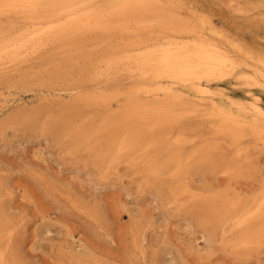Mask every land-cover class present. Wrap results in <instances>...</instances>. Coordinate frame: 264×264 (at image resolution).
<instances>
[{
  "label": "rangeland",
  "instance_id": "obj_1",
  "mask_svg": "<svg viewBox=\"0 0 264 264\" xmlns=\"http://www.w3.org/2000/svg\"><path fill=\"white\" fill-rule=\"evenodd\" d=\"M170 1L171 0H168V2ZM181 1L182 0L174 1L177 4L176 13H181L183 15V13L188 14L189 12L191 14L190 16H188L189 14L183 16L189 18L193 16L194 20L197 19L198 22H201V26L203 27L202 30L205 29L208 31L207 34L204 33L206 32L205 30L204 32L201 30L205 38L216 43L219 47L224 46L223 48L228 50L234 62V65L226 71L224 77L220 78L219 81H214L215 83H210V86L206 85V92H198L189 88L181 89V93L189 99L190 102V109L186 111V113L182 112L184 113L183 117L186 115V120L181 117L182 121L184 120V122H182L183 124L180 123V118V121H175V124L173 123L170 125L171 127L168 125L169 128L163 126L152 131L148 126H145V123L128 125L117 122L115 126L113 125L109 130H102L104 127V115L110 116L112 112L114 113L113 115L119 111L121 112L124 97L115 98L114 101L118 103L114 104L113 101L112 104L108 106L107 104L96 105L94 103L90 105V102L84 100V96L86 95L83 94L96 95V93H108L109 90V93L114 95H122L125 92L129 93L135 82L132 80L131 71L127 66H121V71L118 68L113 71L114 74L106 73L100 76L97 80L99 84L98 89L93 87L92 90L91 87V89L86 90L87 92L84 89L83 93V88L73 90L74 92L77 90L74 94L76 97L81 95L79 99H75L73 91L72 94L71 92H69V94L74 98L68 95V91H66V94L64 92H59L58 89H61L60 86L54 85L51 87L52 85L49 84V78L47 79L49 72L46 71H42L44 73L42 76L45 75L46 79L41 77V81L37 80V82L43 81L42 84L39 83V85H36L37 90L34 88L35 85H33L37 83H33L36 80L30 81L32 83L30 84L29 82V85L27 84L29 80L27 81L25 85L30 89L32 88L34 90L32 91L31 89L32 92L29 91V89H24L25 85H21L24 81H18L17 78L21 76H16L13 78L14 80H6L0 83V90H4H1L0 97L5 93V95L2 96L4 100L2 97L0 98V106L2 107L3 105L1 104H4L6 102L5 100L8 99L5 103L7 107L5 106L2 108V112L0 107V250L4 248L3 252H7L4 253L5 255L0 254V264H4V261L6 264H9L8 260H10V264H15L12 263V261L16 262V264H145L147 263V259L149 262L148 264H154V262H156L155 264H159V262H161L160 264H173L175 262V264H264V242L249 249H239V247L233 245L234 240L244 231L246 225L243 224V221L247 219V217H249V222L252 221L253 225H264V215H255L258 210L260 198H264V116L258 114L255 109V105H258L264 110V0ZM178 2L181 3L179 4ZM257 2L261 3L259 4ZM182 3H186V7ZM180 8L184 10L180 11ZM191 8L194 9V11ZM195 11L201 12L203 17L207 15L208 18H206L207 16L203 18L202 15H199V13ZM198 16L203 18V20L205 18L207 20L203 22L200 17V19L197 18ZM220 16L223 17L221 18ZM231 17L236 18V20ZM2 19L5 20L7 18ZM8 19L14 20L13 16L12 18L8 17ZM212 19H214L213 22ZM250 19L253 21L252 23H248ZM3 20L0 22L3 23V25L1 24L0 26L9 24V20ZM247 24H249L248 26L250 28L247 27ZM25 25L26 23L24 22H17L15 26H17L16 28H21ZM237 26L238 29H236ZM214 27L220 28L215 29V32ZM243 27H245L247 31H245ZM16 28L13 31H16ZM249 29H251L253 33L248 31ZM210 30L213 32V35L210 34ZM244 32L245 34H243ZM225 33H228V35ZM215 35L220 36L213 37ZM59 60L57 64L60 66V64L63 65L64 63L65 66V61L61 58H59ZM260 65L263 66L261 67ZM55 69H51L50 72L55 71ZM74 69V77L77 79L79 69L77 67H74ZM236 69H238V71ZM118 70L120 72H118ZM76 71L78 72L77 74ZM37 72L39 73L40 71ZM117 72L119 74H117ZM19 80L24 79L19 78ZM11 81L12 84L13 82H15V84L18 82L20 84L19 88L22 87L24 90L22 91V88L15 89L19 84L15 85V88L11 89V91L8 90V88L12 87L10 86ZM45 83L49 86L47 89L45 88L46 86L44 87V85H46ZM4 85L8 86L7 90H5L6 86ZM37 86L40 88H37ZM38 89L41 91H38ZM48 89L51 92H49ZM79 89H81V91ZM54 90H57V93ZM33 92L35 93L32 94ZM41 92H44V94ZM6 95H8L9 98ZM64 97L65 100H63ZM195 97H197V99ZM234 97L237 98V100ZM71 98L75 100L78 99V101L71 100ZM190 98L193 99L191 100ZM201 98L203 99L200 100ZM240 100L242 101L240 102ZM74 102L77 104H74ZM79 102L85 104H80ZM67 103L68 105L70 103V105H65ZM215 104L233 109L236 113L242 114L247 121L257 120V127L260 128L262 133L253 135L249 132L242 140L237 139L239 143L237 142L235 144L237 140L233 142L235 139H232L233 137L229 133L228 127L230 125L232 126V122H224L214 115L215 111L213 107ZM111 105L113 108L117 106V112L115 108H109ZM194 105L198 106L195 107ZM64 106L66 108H64ZM112 109L113 111H111ZM205 109L208 110L206 111ZM117 115L119 116V113ZM87 117L91 119L98 117L96 118V120L98 119V124L97 122L93 123L94 121L91 120V124H94L95 127L98 125L97 128L94 127L97 130H94L91 125L90 129L92 130L90 131L92 132L87 133L85 131V135H92V137L82 139L83 143L81 142L82 137L78 138L79 142L76 141L77 138L74 141L68 136L69 134L67 132V138L65 136L60 137L62 134L65 135V132H61L59 126L67 125V123L71 125L70 123H73L72 126H74V128H79L85 123L84 121L81 125L80 121L83 122L82 119L85 120ZM191 117L193 119H190ZM99 119H101V121ZM189 119L190 121H188ZM178 124H181V126ZM126 126L130 129L132 128L131 131L126 128ZM217 126L221 127L222 132ZM222 126L224 128H222ZM134 130H137L139 134L142 133V138L136 141V150L134 149L132 152L121 147L122 143L120 138L126 136L128 133L131 135L136 132ZM97 131L100 133L98 134L99 137L104 135L103 137L105 138L97 137ZM113 134L116 135L114 136ZM139 134H137V136ZM227 134L230 135H228L230 137L229 139L228 137L226 138ZM50 135L53 136L51 137ZM166 135L168 137H166ZM219 136L222 140L224 139V142H221V139L218 140L220 138ZM260 137L261 139H259ZM93 138H96L95 141H93ZM245 138L247 139L245 140ZM169 139L171 141H177L174 143ZM230 139H232V144ZM96 140H98V142ZM228 140H230L229 146L231 147L227 145ZM91 141L93 142L91 143ZM101 141L102 143L105 141V144L103 145L100 143ZM178 141L180 142L178 143ZM245 141H247V143L253 142L250 149V143L248 145ZM143 142L145 143L143 144ZM181 143H185L183 144L182 150ZM190 143H193V145ZM195 143H197V145H195ZM257 143L258 145H256ZM96 144L98 147L95 148L94 146ZM176 144L178 146L180 145V148ZM207 144H209V146H207ZM245 144L246 146H244ZM172 145L175 146L172 148ZM161 146H163V148ZM104 147H108V149L104 151ZM168 147H170V150H175V147H178L180 150L178 149L177 151L176 148L177 153L174 154V152H172L174 154L172 155ZM198 147L201 148V150ZM207 147L209 149L211 148V150H208ZM232 147L237 148L233 149ZM85 148L90 151L84 150ZM97 148H99V151L96 150ZM145 148L147 149L145 150ZM91 149L96 150L98 154L101 152V154L105 155L106 152L107 160L106 157H102L103 160L101 161L100 159L102 158H98L99 155L95 154V151L93 152ZM152 150L159 153L155 154ZM219 150L222 151L220 152ZM141 151L146 155H141ZM151 151L153 153L148 154V152ZM162 151L163 153L160 154ZM213 151L218 152L212 153ZM245 151L246 153H244ZM204 154L206 156H204ZM128 155L129 157L125 158V156ZM147 155L151 156L148 157ZM173 156H177V160H180V162H182L181 165L188 170L185 169L186 175L183 172L179 179L175 177L177 165H175V169H173V163H170L172 159L169 161ZM168 157L169 159H167ZM123 158L126 160L124 161ZM137 158L140 161L137 160ZM154 158L156 160H153ZM199 158L202 160L204 159V163L203 161L200 162L203 165L200 163L196 165V162L201 160ZM104 160L105 163L103 162ZM158 160L161 162H169L170 169L168 170L169 167L166 165L167 163H159ZM190 160L193 161L194 165ZM215 161L217 162L216 165L214 164ZM219 161H224L222 162V166H220L221 164L219 165ZM133 162L136 164H133ZM99 164L101 166L105 164L106 167L103 166L105 169L100 166L101 168L99 167L100 170L98 171ZM157 164L158 166L161 164V166L158 167ZM190 164L194 167L191 166L192 168H189ZM132 165L137 166L130 167ZM201 165L202 167H200ZM230 165H232L233 168ZM216 166L220 167L215 170ZM159 168H162L164 171L166 170V173L162 169L159 170ZM206 168H208V170ZM101 169L103 171L101 172L102 174H100ZM113 169L116 170L114 171ZM201 169L203 171H201ZM209 169H211V171ZM161 170L162 172H160ZM226 170L229 173L228 175L226 174ZM95 173L96 176H94ZM157 173L159 174L158 176L155 175ZM230 173H232V176ZM188 175H191V181ZM156 176L161 178L158 179ZM168 176L174 177L169 179L170 177ZM177 179L185 183L183 184L180 181L182 185H188L186 191L182 190L179 186L180 183L176 185L178 182L176 181ZM186 186L184 189H186ZM210 186H212V188H210ZM195 188L197 190L199 189L198 193H196L197 191H195ZM217 188L221 190V192L219 191V195L216 193L214 194V192L218 191ZM192 189H195L194 195L196 198H193ZM226 189H230L228 195ZM179 191L181 192L180 196L183 195L180 199L177 195ZM182 191L185 194L189 193L192 197L189 195L187 196L191 199L184 196L185 194H182ZM199 191L200 193H204L205 191V193L200 194L201 197H197ZM190 192H192V194ZM232 192L233 195H231ZM174 193H176V195ZM203 195L204 197H202ZM205 195L210 197L214 196V198L215 195H217L219 197V202L221 198L222 200L224 198L227 204H224L225 206L222 205V203L218 204L215 202L216 200L214 201V199L212 200L211 198L210 200H212V203L208 205L206 202L207 200L205 201L207 204L204 201H200L201 198H205ZM3 197L4 199H2ZM185 197L187 199H185ZM203 203H205V206ZM244 203L245 205H243ZM251 203L253 205H251ZM215 204L218 205L216 209L222 212L220 215H216L218 211L215 209ZM256 204H258L257 208H252V206L255 207ZM77 205L79 208H77ZM81 205L84 207H81ZM221 205L222 208H220ZM203 206L204 208L207 206L213 216L211 212H209L210 216L209 214L207 215L208 208L206 207L207 209H204ZM85 207L88 209L92 207L93 213L92 211H88V213V209ZM80 208L82 212L79 210ZM241 209H244V211L241 212ZM252 209L255 210L254 213H252ZM83 210L85 212H83ZM250 210L251 212H249ZM248 212L249 215H252L249 216L247 214ZM237 214H240V217ZM252 216L254 217L252 218ZM212 218L214 219V223L215 220L216 222L219 220L218 225L220 226L217 225L218 229L214 231L216 232L217 230L219 235L217 238L214 237L217 233H211V231L214 230L213 227H215L214 223L211 222L213 221ZM209 222L210 226H208ZM210 228H213V230ZM11 229H13L14 233L13 231L11 232ZM207 232L214 238L212 236L209 238ZM210 239H212L213 242H211L212 240ZM209 243H211V245ZM4 244L5 247H2ZM215 244H217L216 247ZM208 246L209 248H207ZM212 246L213 252L209 254L208 252L212 251ZM215 249L219 250L216 251ZM166 251L168 252L166 253ZM202 251H206L208 254H204ZM137 253L140 257L136 259L135 256ZM145 254L146 258H144ZM164 254L170 257L167 255L164 256ZM170 254H172V256ZM203 254L205 256H203ZM175 255L179 259H176ZM201 255L202 257H200ZM200 258H203L204 261H202L203 259L200 260ZM178 260H180L181 263L178 262ZM137 261L140 262L137 263Z\"/></svg>",
  "mask_w": 264,
  "mask_h": 264
},
{
  "label": "bare ground",
  "instance_id": "obj_2",
  "mask_svg": "<svg viewBox=\"0 0 264 264\" xmlns=\"http://www.w3.org/2000/svg\"><path fill=\"white\" fill-rule=\"evenodd\" d=\"M174 1L171 0L170 2H168V0H165V2H164V0L163 1L162 0H0V22L3 20L2 18H7L3 21L9 20L8 25L6 24L4 26H0V83L2 81L11 80L16 76L17 77L21 76V77L17 78L18 81H24L25 82V83L23 82L24 84L21 83V85L24 86L28 80L29 81L27 84L29 85L30 81L36 80L35 82H33V83H36L37 80L41 81V77L45 78L46 77L45 75L42 76L44 74L42 71H46V72H49L47 79L49 78L48 80H49V84L52 85L51 87H53L54 85L60 86L61 89L60 88L58 89L59 92H64L66 94V91H68V95L70 97H73V96H71L73 90L78 89V88H83L82 89V93H83L84 89L86 91V90L91 89V87H92V90H93V87L95 89H98L99 84L97 83L98 82L97 80L99 79L100 76H103L106 73L114 74L113 71L117 70L118 68L119 69L122 68L121 66H127V68L131 71L130 72L131 76H132L131 78L135 82L133 88L132 89L130 88L131 89L130 92L129 93L127 92L128 94L125 92L126 95H125V93L122 95H119V94L114 95V94L109 93L110 90L109 91L107 90L108 93H99V91H98L99 94L96 93V95L95 94H92V95L83 94V95H86V96H84L85 98L83 97L84 100L86 102H90V105L92 103H94L96 105L97 104H100V105L101 104H103V105L107 104V106H108V105L112 104V102L115 100V98L118 99L119 97H124V101L122 104L123 108L121 107V109H122V110L120 109L121 112L118 110L119 116L117 115L118 113H115V115H113L114 114L113 112L111 113L112 116L111 115L110 116L104 115V117L102 116L104 119L103 120L104 127L102 128V130L103 129L106 131L109 130L113 125L115 126V124L117 122H120L122 124H128V125H137V124H142V123L144 124L145 123L146 124L145 126H148L152 131L154 129L157 130L158 127H163V126L168 127V125H169V127H171L170 125H172L175 121L177 122V120L180 121L179 119L181 117H183L184 113H186V111H188L190 109L189 99H187L181 93V91L183 90L182 88H189V89L196 90L198 92H206L205 91V89H207L206 85L210 86V83H212V82L215 83L214 81H217V80L219 81L220 78H222L226 75V71L234 65L233 58L230 56L228 50L223 48L224 46L219 47V45H217L216 43H214L210 40H207L205 38V35L201 32V30L203 28L201 26V22H198L197 19L194 20L193 16H192V18L191 17L190 18L184 17V16H187L188 14H189L188 16H190L191 14L189 12H188V14L185 13L186 15L182 12L184 16L181 13L180 14L176 13L177 4ZM259 1H261V0H259ZM257 3L260 4L261 2H257ZM182 4H184V3H182ZM184 5L186 7L187 4L185 3ZM189 5H190V3H189ZM192 7H194V6H192ZM197 9H199V8H197ZM183 10L181 9L180 11H183ZM192 10L194 11V9H192ZM249 11H250V9H249ZM195 12H197V11H195ZM197 13H199V12H197ZM200 13H199V15H202V17H203V14L202 13L200 14ZM12 16H13L14 20L8 19V17L12 18ZM195 16H197V15H195ZM206 16H204V17H206ZM199 17L200 16H198L197 18H199ZM203 18H201V19L203 20ZM206 18H208V16ZM206 18L203 20V22L205 20H207ZM231 18L236 20V18H233V17H231ZM214 19H212V22L214 21ZM10 20H13V21H10ZM224 20H226V19H224ZM241 20H242V18H241ZM17 22H24V23H26V25L21 27V28H16L17 26H15V25ZM208 22H209V20H208ZM233 22H236V21H233ZM252 22L253 21H251V19H250V21H248V23H252ZM210 23H211V20H210ZM1 24L3 25V23H0V25ZM241 24H242V22H241ZM248 25L249 24H247V27H249ZM206 27H207V25H206ZM245 27H243V28L245 29ZM15 28L17 30L13 31ZM212 28H213V26H212ZM219 28L214 27V30L219 29ZM221 29H224V28H221ZM236 29H238V26L236 27ZM204 30H202V31L204 32ZM211 30L209 32H211ZM239 31H240V26H239ZM245 31H247V30L245 29ZM248 31H251V29H249ZM207 32L208 31H206L204 33H207ZM215 32H216V30H215ZM246 33H248V32H246ZM210 34L213 35V32H211ZM225 34L228 35V33H225ZM243 34H245V32ZM220 35H215L213 37H217ZM226 36H223V37H226ZM221 40H224V39H221ZM87 48H88V50H87ZM251 54H253V53H251ZM251 54H249V55H251ZM59 58H61L62 60L65 61V66H64V63H63V65L60 64V66L57 64V61L59 60ZM74 67L75 68L77 67L79 69V73L77 72L78 70L76 71V74L77 73L79 74V75H77L78 76L77 79L74 77V73H75ZM55 68H57V69H55ZM51 69H55V71L50 72ZM236 70L238 71V69H236ZM37 71H40V72L38 73ZM120 71H121V69H120ZM120 71L118 70V72H120ZM118 72H117V74H119ZM235 74H237V73H235ZM234 76H236V75H234ZM19 78H22L24 80H19ZM44 81H46V80H44ZM239 81H241V80H239ZM42 82H37L36 84H33V85H35L34 88L36 89V85H39V83L42 84ZM31 83L32 82H30V84ZM10 84H11L10 86H12V87L9 86L10 88H8V90L11 91V89H14L15 85H18L19 83L17 82L15 84V82H13V84H12V81H11ZM4 86H6V85H4ZM19 86H20V84L15 89L19 88ZM56 86H55V88H56ZM7 87L8 86H6V89L5 88L4 89L7 90ZM31 87H32V85H31ZM44 87L47 89L49 86H48V84H46V85H44ZM21 88H19V89H21ZM37 88H40V87L37 86ZM45 88H43V89H45ZM55 88H53V89H55ZM24 89H29V91H31L32 88L30 89V88L26 87V85H25ZM24 89L22 88V91ZM53 89H51V90H53ZM1 90H0V93L2 91H4V90H2V91ZM79 90L81 91V89H79ZM32 91H34V90L32 89ZM38 91H41V90L38 89ZM48 91L51 92L49 89H48ZM54 91L56 92L57 90H54ZM28 92H26V93H28ZM59 92H58V94H59ZM69 92H71V94H69ZM75 92H77V90ZM75 92L73 93V95L75 94ZM34 93L35 92H33L32 94H34ZM41 93L44 94V92H41ZM56 93H55V95H56ZM29 94H30V92H29ZM60 94H63V93H60ZM4 95H5V93H4ZM4 95H2V96H4ZM6 96L8 97V95H6ZM80 96L81 95L76 97L74 95L75 99L76 98L79 99ZM73 98H71V100ZM195 98L197 99V97H195ZM75 99H73V100L78 101V99L77 100H75ZM196 99H194V100H196ZM202 99L203 98H201L200 100H202ZM235 99L237 100V98H235ZM3 100H4V98H3ZM7 100L8 99H6L5 101L7 102ZM63 100H65V97ZM5 101H3V102H5ZM66 101H69V100H66ZM241 101L242 100H240V102ZM200 102H202V101H200ZM5 103L1 104V105H3L2 107L0 106L1 112L3 111L2 108H4L6 106ZM113 103L115 104L118 102L114 101ZM74 104H77V103L74 102ZM80 104H85V103H80ZM65 105H68V103ZM69 105H70V103H69ZM72 105H73V103H72ZM117 106H118V104H117ZM197 106L198 105H196L195 107H197ZM116 107H114V108L116 109ZM64 108H66V107L64 106ZM109 108H113L112 105L109 106ZM213 108L215 111L214 112L215 116L219 117L224 122H226V121L232 122V126L230 125L228 127H229V133L233 137L232 139H235L233 142H235L237 139L242 140L245 136H247L249 134V132L253 135H256V134L259 135L260 133H262L260 128L257 127V120L254 119L252 121H247L246 118L242 114L236 113V111H234L233 109L225 108L222 105L215 104ZM113 109L111 111H113ZM255 109H256L258 114L264 116V110L260 106L255 105ZM205 110L207 111L208 109H205ZM115 111L117 112V109ZM182 112H184V113H182ZM90 117H92V116H90ZM96 118H98V117H95L94 119L96 120ZM183 118H185V120H186V115ZM94 119H91L88 117L85 120L82 119L83 122L80 121V124L84 123V121H85V123L83 124V126H80L79 128L78 127L74 128V126H72L73 123H70L71 125H69L67 123V125L59 126L61 132H65V135L62 134V135H60V137L65 136L67 138V133H68L69 134L68 136H70V138H72L74 141L76 138H77L76 141H78L79 140L78 138L82 137L81 142H82V139H84V138L92 137V135H88V134H86V135H88V136H86L85 131L87 133L92 132V131H90V130H92V129H90L91 125L93 126L92 128H94L95 125L91 124L92 123L91 120L94 121L93 123H96L98 120L97 119L95 121ZM190 119H193V118L191 117ZM190 119L188 121H190ZM200 119H202V118H200ZM99 120L101 121V119H99ZM182 122H184V120L182 121V118H181L180 123H182ZM209 122H208V124H209ZM196 123H198V122H196ZM97 124H98V122H97ZM178 125L181 126V124H178ZM97 126L95 128H97ZM76 128H78V129H76ZM95 128H94V130H97ZM126 128H128V126H126ZM222 128H224V127L222 126ZM100 129H101V127H100ZM128 129H130V128H128ZM131 129H130V131H131ZM215 129H217V128H215ZM218 129L222 132L221 127H218ZM165 130H167V129H165ZM247 130H249V131H247ZM134 131H136V132L132 133L131 135H129V133L128 134L126 133L127 134L126 136H123L120 138L121 143H122L121 147L125 148L128 151H132V152L136 147V141H138L139 138H142V135H141L142 133L139 134L137 130H134ZM176 131H177V129H176ZM161 132H162V130H161ZM167 132H169V131H167ZM81 133H83V134H81ZM101 133L104 134L103 132H101ZM98 134H100V133L99 132L97 133V137H99ZM137 134H139V135L137 136ZM224 134H226V133H224ZM54 135H56V134H54ZM228 135L229 134H227L226 138L228 137V139H229L230 135L229 136ZM50 136L52 137L53 135H50ZM103 136H101V137L104 139L105 137H103ZM220 136H222V135H220ZM101 137H99V138H101ZM166 137H168V136L166 135ZM180 137H182V136H180ZM164 138H165V136H164ZM95 139L93 141H95ZM220 139H221V137L218 140H220ZM232 139H230L231 144H232ZM246 139L247 138H245V140ZM259 139H261V137ZM108 140H109V138H108ZM223 140L221 139V142H224ZM230 140H228V144H227L228 147H231V146H229ZM93 141H91V143ZM96 141L98 142V140H96ZM175 141H177V140H175ZM175 141H173V142L175 143ZM251 141H252V139H251ZM104 142L102 143V141H101L100 143H102L104 145L105 144ZM179 142L180 141H178V143ZM237 142H238V140L235 142V144ZM260 142H262V141H260ZM144 143L145 142H143V144ZM165 143H166V140H165ZM193 143H190V144L193 145ZM245 143L248 145L250 143V145H249V149H250L251 144L253 142L247 143V141H245ZM183 144H185V143H183ZM183 144L181 146V150H182ZM240 144H239V146H240ZM246 144L244 146H246ZM195 145H197V143H195ZM234 145H232V146H234ZM256 145H258V143ZM174 146L172 145V148ZM207 146H209V144H207ZM94 147L96 148V147H98V145L96 144ZM161 147L163 148V146H161ZM178 147H175V150L174 149L170 150L169 149L170 147H168L169 152L170 153L174 152V154L177 153L176 148H177V151L180 148V147L179 148ZM214 147H216V146H214ZM224 147H226V146H224ZM87 148H88V146H87ZM87 148H85L84 150L87 151L88 150ZM147 148H145V150ZM236 148H233V149H236ZM257 148H258V146H257ZM93 149H91V150L93 152L95 151V154L99 155L98 158L106 157V152H105V155L101 154V152H100V154H98L96 152V150L99 151V148H97L96 150H93ZM106 149H108V147L107 148L104 147V151H106ZM194 149H196V148H194ZM199 149L201 150V148H199ZM207 149L211 150V148L209 149L208 147H207ZM243 149H245V148H243ZM148 150H149V148H148ZM160 150H162V149H160ZM214 150H216V149H214ZM88 151H90V150H88ZM152 151L148 152V154L149 153L152 154L153 152H155V151H153V152ZM209 152H211V151H209ZM217 152L218 151H216V152L213 151L212 153H217ZM156 153H159V152L156 151L155 154ZM162 153H163V151L160 154H162ZM203 153H202V155H203ZM212 153H210V154H212ZM244 153H246V151ZM142 154L146 155L143 152L141 153V155ZM174 154L172 153V155H174ZM239 155H241V154H239ZM149 156H151V155H149ZM204 156H206V155L204 154ZM207 156H208V154H207ZM127 157H129V155L125 156V158H127ZM176 157L173 156V158H170V159L168 157L167 159H169V161H171V159H172V161L170 163H173V167H174L173 169H175V165H177V167H176L177 173H176L175 177H177L179 179L182 176L183 172L186 175L185 171L187 169L183 165H181L182 162H180V160H177ZM239 157H241V156H239ZM242 157H243V155H242ZM103 158L100 160L102 161ZM125 158H123L124 161L126 160ZM199 159H201V158H199ZM106 160H107V157H106ZM137 160H139V159L137 158ZM150 160H151V158H150ZM153 160H156V159L154 158ZM184 161H186V160H184ZM184 161H183V163H184ZM190 161H192V160H190ZM198 161L199 162H196V165H197V163H200L201 161H203V163H204V159L203 160L201 159ZM103 162L105 163V160ZM130 162H131V159H130ZM160 162L161 161H159V163ZM163 162L164 161H162L161 163H163ZM222 162H224V161H222ZM222 162L219 163V165L221 164L220 166H222ZM154 163H155V161H154ZM164 163L166 164L167 162H164ZM168 163L166 165H168V167H169L168 170H169L170 166ZM216 163L217 162L215 161L214 164L216 165ZM100 164H99L98 168L101 166ZM133 164H136V163L133 162ZM188 164H189V162H188ZM192 164L194 165L193 161H192ZM200 164H202V163H200ZM226 164H227V162H226ZM115 165H113V166H115ZM202 165L200 167H202ZM210 165H208V166H210ZM103 166H105V164L102 165L101 167L104 168ZM117 166H119V165H117ZM136 166L132 165L130 167H136ZM157 166H158V164H157ZM160 166H161V164H160ZM160 166H158V167H160ZM191 166L192 165L190 164L189 168L194 167V166H192V167ZM220 166H216L215 170L218 169V167H220ZM230 166H232V165H230ZM139 167H140V165H139ZM100 168L98 169V171L100 170ZM162 168H164V167H162ZM162 168H159V170ZM232 168H233V166H232ZM173 169H172V171H173ZM206 169L208 170V168H206ZM155 170H156V168H155ZM159 170H158V173H159ZM162 170L160 172H162ZM209 170L211 171V169H209ZM234 170H235V167H234ZM201 171H203V170L201 169ZM101 172H103L102 169L100 171V174H102ZM229 172H230V170H229ZM231 172H233V171H231ZM108 173H109V171H108ZM158 173L155 175L158 176L159 175ZM234 173H235V171H234ZM187 174H188V172H187ZM226 174L227 175L229 174L228 171ZM230 174L232 176V173H230ZM103 175H104V173H103ZM94 176H96V173ZM190 176H189V180L191 179ZM92 177H93V175H92ZM162 177L164 178L163 175H162ZM168 177H170V176H168ZM168 177H165V178H168ZM171 177H174V176H171ZM171 177L169 179H171ZM157 178L160 179L161 177L160 178L157 177ZM97 179H98V177H97ZM99 179H101V178H99ZM173 179H176V178H173ZM178 179L176 181H178ZM180 181H178L176 183V185L180 183L179 186L182 188V190L186 191L188 185L187 186L185 185L186 189H184L185 186L182 185L181 184L182 181L181 182ZM194 182H195V180H194ZM173 183H174V181H173ZM182 183L185 184L184 182H182ZM212 186H210V188H212ZM195 189H192L193 195H194L195 191H197L196 193H198V190H199V189L198 190L197 189L195 190ZM175 190H177V189H175ZM217 190H218L217 192H214L215 190L213 192H214V194L216 193L219 195L221 190L218 188H217ZM229 190L230 189H228V190L226 189L227 195L229 194L228 193ZM180 191H181V189H180ZM180 191L177 192L179 199L182 198L181 196H183V195L180 196V194H181ZM190 191H191V188H190ZM205 191H204V193H205ZM192 192H190V193L192 194ZM213 192H210V193H213ZM226 192H224V193H226ZM204 193H200V191H199V195H197V197H201L200 194H204ZM206 193H208V192H206ZM174 194L176 195V193H174ZM182 194H185V193L182 191ZM187 195H189V193L185 194L184 196H187ZM231 195H233V192ZM189 196H191V195H189ZM189 196H187V198H189ZM216 196L217 195H215V198H214V196L210 197V196L205 195V198L206 197H208V198H206V199L201 198L202 200L200 199V201L205 202L207 200L206 202L208 203V205H211L210 203H212V200L214 199V201L216 200L215 202L218 204L219 203H222V205L227 204V201L224 198H223V200L221 198V201L219 202V197L217 196V199H216ZM4 197H5V195H4ZM4 197L2 199H4ZM194 197L196 198L195 195L193 196V198ZM202 197H204V195ZM176 198H178V197H176ZM187 198L185 197V199H187ZM211 198H212V200H210ZM189 199H191V198H189ZM217 200H218V202H217ZM259 201L260 202H259L258 208H257L258 204H256L255 207L252 206V208L258 209V210L256 209L257 210L255 213L256 216H261V215L263 216L264 215V198L263 199L260 198ZM205 203H203L204 206H205ZM216 205L217 204L214 205L215 209L218 208V205L217 206ZM222 205L220 208H222ZM243 205H245V203ZM251 205H253V204L251 203ZM204 206H203V208H204ZM81 207H84V206L81 205ZM208 207H210V206H208ZM77 208H79L78 205H77ZM85 208H83V209L84 210L88 209V208H86V209ZM244 209L243 210L241 209L242 210L241 212H243ZM79 210L82 212L81 208ZM84 210H83V212H85ZM207 210H206L208 212L207 215L209 214V216H210L209 212H211V211H209V208ZM88 211L89 212L92 211V213H93L92 207H91V209H88L87 212ZM254 211L255 210L252 209V213H254ZM216 212H214V213H216ZM249 212H251V210ZM249 212L247 213L248 215H249ZM221 213H222L221 211H218V214L216 213V215H220ZM211 215H212V212H211ZM251 215H249V216H251ZM253 217L254 216H252V218ZM213 218H212L213 221H211V222L214 223ZM248 218L249 217H247V219H245L243 221V224L246 225L244 231L240 234V236L238 238H236L234 240L233 245L239 247V249L240 248H245V249L248 248L249 249L255 245L260 244L261 242H264V225H262V226L253 225L252 221L249 222L250 219H248ZM218 221L219 220H217V222ZM217 222L215 220V223H214L215 227H213V225L211 223L212 227L214 228V230H213V228H210L213 230V231H211V233L213 232L212 234L217 233V230H216V232H214L215 229H218L217 225L219 224V222L218 223ZM208 224L207 225L210 226V222ZM218 226H220V225H218ZM208 229H209V227H208ZM12 231H13V229H11V232ZM13 233H14V231H13ZM217 235H218V233H217ZM217 235H215L214 237L215 238L219 237V235L218 236ZM211 236L209 234V238ZM8 238H9V236H8ZM210 240H212V239H210ZM211 242H213V240ZM209 244L211 245V243H209ZM216 245L217 244H215V247H216ZM2 247H5V244ZM207 248H209V246ZM211 248H212V251H209L208 252L209 254H211V252H213V246ZM3 249L0 250L1 255H3L4 253H7V252H3ZM210 249H208V250H210ZM215 250L217 251L219 249H215ZM236 250H237V248H236ZM158 251H160V250H158ZM167 252L168 251H166V253ZM202 252H204V251H202ZM208 253H206V251L204 252V254H208ZM161 254H162V252H161ZM204 254H203V256H205ZM259 254H261V253H259ZM166 255L164 254V256H166ZM170 255L172 256V254H170ZM145 256H146V254L144 255V258H146ZM167 256L170 257L169 255H167ZM135 257L137 259V257H140V256L137 253V255ZM200 257H202V255ZM207 257H208V255H207ZM2 258H3V256H2ZM165 258H167V257H165ZM175 258L177 259L178 257H176V255H175ZM158 259H159V257H158ZM202 259L203 258H200V260H202ZM211 259H212V257H211ZM3 260H5V259H3ZM6 260H8V259H6ZM135 260H134V262H135ZM153 260H154V258H153ZM140 261H137V263ZM146 261H147V263H145V264H148L149 263L148 259ZM202 261H204V259ZM8 262L10 264V260H8ZM178 262L181 263L180 260H178ZM12 263L16 264V262H14V261H12ZM141 263H142V261H141ZM155 263L156 262H154V264ZM160 263L161 262H159V264ZM175 263H173V264H175ZM4 264H6L5 261H4ZM142 264H144V263H142Z\"/></svg>",
  "mask_w": 264,
  "mask_h": 264
}]
</instances>
